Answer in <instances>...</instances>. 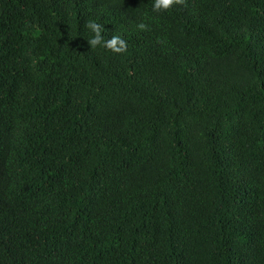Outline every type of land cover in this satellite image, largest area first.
<instances>
[{"label": "trees", "instance_id": "trees-1", "mask_svg": "<svg viewBox=\"0 0 264 264\" xmlns=\"http://www.w3.org/2000/svg\"><path fill=\"white\" fill-rule=\"evenodd\" d=\"M0 264H264V0H0Z\"/></svg>", "mask_w": 264, "mask_h": 264}, {"label": "clouds", "instance_id": "clouds-1", "mask_svg": "<svg viewBox=\"0 0 264 264\" xmlns=\"http://www.w3.org/2000/svg\"><path fill=\"white\" fill-rule=\"evenodd\" d=\"M177 0H152V11L162 12L169 10ZM148 24L141 22L137 27L141 30L148 28ZM86 27L90 32V37L87 40L92 48L102 46L104 48L110 49L115 53H123L127 49V43L120 35H114L110 39L105 40L103 33V25L96 22L95 20H89Z\"/></svg>", "mask_w": 264, "mask_h": 264}]
</instances>
